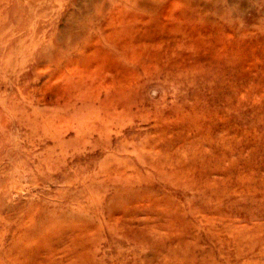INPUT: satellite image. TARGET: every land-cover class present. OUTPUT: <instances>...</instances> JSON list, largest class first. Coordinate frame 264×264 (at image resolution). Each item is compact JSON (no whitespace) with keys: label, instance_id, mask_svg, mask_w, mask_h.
Here are the masks:
<instances>
[{"label":"rangeland","instance_id":"rangeland-1","mask_svg":"<svg viewBox=\"0 0 264 264\" xmlns=\"http://www.w3.org/2000/svg\"><path fill=\"white\" fill-rule=\"evenodd\" d=\"M0 31V264H264V0H0Z\"/></svg>","mask_w":264,"mask_h":264},{"label":"bare ground","instance_id":"bare-ground-1","mask_svg":"<svg viewBox=\"0 0 264 264\" xmlns=\"http://www.w3.org/2000/svg\"><path fill=\"white\" fill-rule=\"evenodd\" d=\"M127 1H128V0H127ZM130 1H131V0H130ZM130 3H131V2H130ZM134 5H135V4H134ZM136 5H137V4H136ZM2 29H3V28H2ZM5 29H7V28L5 27ZM5 29H4V30H5ZM0 32H1V31H0ZM2 32H3V31H2ZM2 32H1V33H2ZM4 32H5V31H4ZM6 42H7V41H6ZM4 59H5V58H4ZM2 75H3V74H2Z\"/></svg>","mask_w":264,"mask_h":264}]
</instances>
